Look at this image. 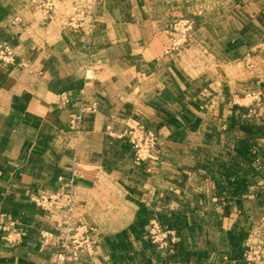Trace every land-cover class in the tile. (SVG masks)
<instances>
[{
  "label": "crops",
  "instance_id": "crops-1",
  "mask_svg": "<svg viewBox=\"0 0 264 264\" xmlns=\"http://www.w3.org/2000/svg\"><path fill=\"white\" fill-rule=\"evenodd\" d=\"M78 8L86 26L73 28ZM180 18L191 38L173 46ZM0 42L16 59L0 63V215L26 230L15 247L0 236V264H55L58 246L40 231L57 234L63 212L29 198L72 172L73 215L95 244L64 264H253L264 103L247 94L264 99V0H55L51 19L29 0H0ZM93 103L71 130L70 115ZM137 121L158 138L141 165L120 136ZM153 224L175 242L153 243Z\"/></svg>",
  "mask_w": 264,
  "mask_h": 264
},
{
  "label": "built area",
  "instance_id": "built-area-1",
  "mask_svg": "<svg viewBox=\"0 0 264 264\" xmlns=\"http://www.w3.org/2000/svg\"><path fill=\"white\" fill-rule=\"evenodd\" d=\"M30 4L35 9H40L43 12L44 18L51 19L54 15L55 0H29ZM86 12L84 9L78 8L75 13L69 17L68 24L70 27L79 28L85 24ZM193 22L190 19H175L169 26V33L176 34L177 38L173 40L172 45L177 46L187 44L191 38V30ZM264 49V42L260 44ZM0 63L13 66L16 64L15 56L11 48L5 43L0 42ZM85 78L90 80L93 74L90 70H86ZM250 101L257 105L264 103L263 95L260 91H253L247 94ZM95 103L90 107L81 105L77 112L70 115L69 128L73 131H79L83 114L87 111H93ZM255 107L248 109L249 114H254ZM120 136L126 137L128 143L132 146L134 152V163L137 165L150 163L156 159V149L158 138L156 135L145 128L141 122H136L134 125H127L126 129ZM262 149V157L256 159L257 171L264 184V139L259 143ZM61 190L49 194H36L29 198V202L43 213H51L62 211L63 218L56 223L58 233H52L41 230L40 240L43 243H48L53 237L58 250L55 254V264H64L67 260H76L81 252H94L95 241L91 237V232L94 230L86 224H79L74 218L75 211V174L72 172L68 178L62 179ZM0 236L3 242L11 247L20 245L26 236V230L12 219L8 214L0 215ZM150 238L153 243H156L161 248H166L175 242V235L170 230H161L156 224L150 232Z\"/></svg>",
  "mask_w": 264,
  "mask_h": 264
},
{
  "label": "rangeland",
  "instance_id": "rangeland-1",
  "mask_svg": "<svg viewBox=\"0 0 264 264\" xmlns=\"http://www.w3.org/2000/svg\"><path fill=\"white\" fill-rule=\"evenodd\" d=\"M247 257L253 264H264V222L249 238Z\"/></svg>",
  "mask_w": 264,
  "mask_h": 264
},
{
  "label": "trees",
  "instance_id": "trees-1",
  "mask_svg": "<svg viewBox=\"0 0 264 264\" xmlns=\"http://www.w3.org/2000/svg\"><path fill=\"white\" fill-rule=\"evenodd\" d=\"M253 146L255 147L253 155L256 156V159L259 158V157H262V149H261L260 145L258 146L257 142L255 141ZM249 173H252V172L250 171ZM238 187H239L240 191H242V190H244L246 188V183L244 182V180H240V183H239ZM244 247H245V245L237 246L238 252L241 253L242 250L244 249Z\"/></svg>",
  "mask_w": 264,
  "mask_h": 264
}]
</instances>
